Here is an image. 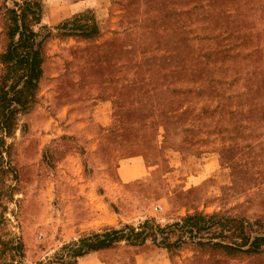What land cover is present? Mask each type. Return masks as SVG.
<instances>
[{"label": "rangeland", "instance_id": "1", "mask_svg": "<svg viewBox=\"0 0 264 264\" xmlns=\"http://www.w3.org/2000/svg\"><path fill=\"white\" fill-rule=\"evenodd\" d=\"M38 1L44 75L0 173L15 263L264 264V241L247 254L212 246L264 239V0ZM15 3L0 0V57ZM90 18L92 39L58 28ZM196 215L210 227L197 238L173 229ZM146 221L183 244L73 252Z\"/></svg>", "mask_w": 264, "mask_h": 264}, {"label": "trees", "instance_id": "2", "mask_svg": "<svg viewBox=\"0 0 264 264\" xmlns=\"http://www.w3.org/2000/svg\"><path fill=\"white\" fill-rule=\"evenodd\" d=\"M13 9L7 8L10 17L9 39L10 44L7 50L1 55L0 61L4 65V72L0 77V173L7 175L9 173L1 168L6 154L9 153L7 139L12 138L18 126L19 117L27 113L36 103L39 92V85L44 75V42L51 36L45 35L41 40V35L34 30V26L40 25L44 21L43 7L38 0H22V3H15ZM76 19L74 22H66L58 28L62 30L65 37H78L83 39H92L99 35L98 25L89 19ZM9 156V155H8ZM3 221L0 222V225ZM173 229L184 232L189 238L195 239L202 232L206 231L208 222L202 215L187 217L182 223L173 225ZM172 229V227H170ZM169 229V228H168ZM165 233L160 225L152 221H146L138 228L126 226L122 230H112L105 234H95L92 239L82 241L79 249H74L76 256H81L84 248L87 251H99L108 249L115 244L126 241L131 246H142L148 238L153 242L163 245L168 250L177 245L183 244L182 236L176 244H171L168 238H162L160 235ZM264 239L255 238L251 241L248 237H243L241 244L222 245L220 243L212 244L210 242H197V245L204 247L211 245L227 250L230 253H257L260 250L261 242ZM159 242V243H158ZM0 258L7 256V252L12 253L11 260L16 264V258L22 254V244L12 245L0 241ZM10 264V263H7Z\"/></svg>", "mask_w": 264, "mask_h": 264}]
</instances>
